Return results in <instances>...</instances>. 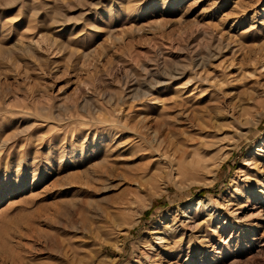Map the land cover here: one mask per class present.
<instances>
[{"label":"rangeland","instance_id":"374dc122","mask_svg":"<svg viewBox=\"0 0 264 264\" xmlns=\"http://www.w3.org/2000/svg\"><path fill=\"white\" fill-rule=\"evenodd\" d=\"M0 264H264V0H0Z\"/></svg>","mask_w":264,"mask_h":264},{"label":"bare ground","instance_id":"6f19581e","mask_svg":"<svg viewBox=\"0 0 264 264\" xmlns=\"http://www.w3.org/2000/svg\"><path fill=\"white\" fill-rule=\"evenodd\" d=\"M249 162L250 161L248 159H245L244 162L242 163V166H247L248 164H250Z\"/></svg>","mask_w":264,"mask_h":264}]
</instances>
